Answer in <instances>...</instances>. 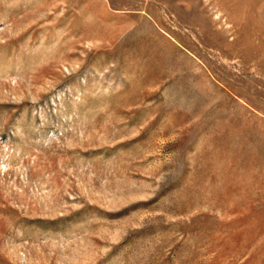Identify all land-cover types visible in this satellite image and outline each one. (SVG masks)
<instances>
[{
  "label": "rangeland",
  "instance_id": "rangeland-1",
  "mask_svg": "<svg viewBox=\"0 0 264 264\" xmlns=\"http://www.w3.org/2000/svg\"><path fill=\"white\" fill-rule=\"evenodd\" d=\"M0 264H264V0H0Z\"/></svg>",
  "mask_w": 264,
  "mask_h": 264
}]
</instances>
